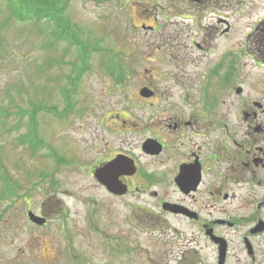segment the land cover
I'll return each mask as SVG.
<instances>
[{"label": "rangeland", "instance_id": "374dc122", "mask_svg": "<svg viewBox=\"0 0 264 264\" xmlns=\"http://www.w3.org/2000/svg\"><path fill=\"white\" fill-rule=\"evenodd\" d=\"M6 1L0 0V264H184L182 244L192 232L200 248L186 256V264H219L216 246L185 219L149 208L158 214L153 223L147 224L144 216L139 222L135 205L152 206L153 200L114 197L85 173L86 166L120 146L97 125L100 112L126 108L146 117V109L134 107L139 106L140 86L156 77V61L149 58L156 41L140 25H152L156 3L166 7L161 12L175 15L184 14L183 4L171 9L164 0H54L64 3L61 18L68 33L90 48L84 59L76 46L53 38L55 23L19 20ZM241 1L229 14L228 36L203 40L199 31L193 42L205 51L192 49L190 69L211 64L230 46L239 49L240 64H252L247 49L257 40L249 45L245 36L264 16V0ZM109 53L127 69L120 86L117 74L107 68L114 63ZM80 59L85 70L72 84ZM163 59L169 64L174 57ZM188 92L197 96L200 87L186 77ZM28 211L44 214L46 224H31ZM224 251L223 264H254L240 235L227 256Z\"/></svg>", "mask_w": 264, "mask_h": 264}, {"label": "flooded vegetation", "instance_id": "af4514ba", "mask_svg": "<svg viewBox=\"0 0 264 264\" xmlns=\"http://www.w3.org/2000/svg\"><path fill=\"white\" fill-rule=\"evenodd\" d=\"M164 1L171 9L183 4L186 10L183 15L161 12L166 7L156 3L152 25H140L156 41L149 52V58L156 61V77L140 86L136 93L139 106L134 107L146 109L142 112L146 117L126 108L109 115L100 112L97 125L120 146L116 153L101 155L86 166L85 173L114 197L153 200L152 206L135 205L139 222L144 216L147 224L153 223L158 214L149 208L182 217L204 241L216 246L217 254L215 238H221L226 256L240 235L247 257L254 264L264 262V249L259 248L264 246V16L258 17L245 36L249 45V40H257L247 49L252 64H240L239 49L230 46L211 64L201 68L198 63L190 69L192 49L205 51L193 42L199 31H203V40L228 36L229 14L242 1ZM109 54L120 86L128 78L127 69L119 56ZM164 56L174 59L165 64ZM81 75L77 69L71 83ZM186 77L200 87L197 96L186 94ZM143 89L148 95L140 94ZM100 181L117 184L123 192H112L110 185ZM172 187L175 199L168 192ZM228 230L237 234L230 235ZM186 236L181 249L184 264L186 256L200 248L193 242V232L192 237Z\"/></svg>", "mask_w": 264, "mask_h": 264}, {"label": "trees", "instance_id": "16d2710c", "mask_svg": "<svg viewBox=\"0 0 264 264\" xmlns=\"http://www.w3.org/2000/svg\"><path fill=\"white\" fill-rule=\"evenodd\" d=\"M6 2L10 6L12 15H14L19 20L31 19L32 21L36 22L40 18H46L47 21L55 23L57 32L51 34L53 38L58 41L67 42L69 45L76 46L78 51L81 50V55H83L84 59H86V49H88V46L79 42L74 35L68 33V24L63 18H61V14L63 13L64 9V3L57 5L54 0H7ZM96 49L97 47H95L93 50ZM82 61L84 64L85 60ZM82 67L84 69V66ZM82 67L80 69H82ZM107 68L109 71L115 72L114 66L110 65V63ZM81 72H83V70ZM33 126H30L31 132L29 133L30 137L32 138L36 136Z\"/></svg>", "mask_w": 264, "mask_h": 264}, {"label": "water", "instance_id": "95a60500", "mask_svg": "<svg viewBox=\"0 0 264 264\" xmlns=\"http://www.w3.org/2000/svg\"><path fill=\"white\" fill-rule=\"evenodd\" d=\"M141 95H148L147 93V90L143 89L141 90L140 92ZM106 170V169H105ZM100 174H103V173H100ZM102 182L103 184H105L106 186L110 185V191L112 192H115V193H121L123 192V190H119L117 184H108V183H104V181H100ZM27 217L28 219L35 225H38V226H42L44 223H45V218L43 217H40V216H37L35 214H33L32 212H28L27 213ZM218 238L215 239L216 243H220L219 240H217ZM224 256H225V253H224V245L220 243V247H219V264H223L224 262Z\"/></svg>", "mask_w": 264, "mask_h": 264}]
</instances>
